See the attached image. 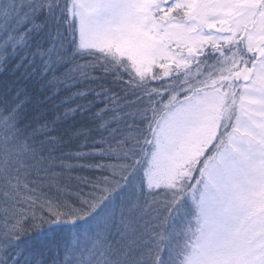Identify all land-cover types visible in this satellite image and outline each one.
<instances>
[{
	"label": "snow or ice",
	"instance_id": "6c2138e0",
	"mask_svg": "<svg viewBox=\"0 0 264 264\" xmlns=\"http://www.w3.org/2000/svg\"><path fill=\"white\" fill-rule=\"evenodd\" d=\"M0 264H264V0H0Z\"/></svg>",
	"mask_w": 264,
	"mask_h": 264
}]
</instances>
